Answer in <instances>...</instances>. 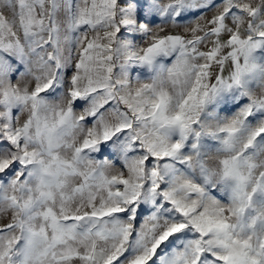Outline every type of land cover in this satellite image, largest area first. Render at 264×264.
<instances>
[{
	"label": "snow or ice",
	"instance_id": "snow-or-ice-1",
	"mask_svg": "<svg viewBox=\"0 0 264 264\" xmlns=\"http://www.w3.org/2000/svg\"><path fill=\"white\" fill-rule=\"evenodd\" d=\"M0 264H264V0H0Z\"/></svg>",
	"mask_w": 264,
	"mask_h": 264
}]
</instances>
